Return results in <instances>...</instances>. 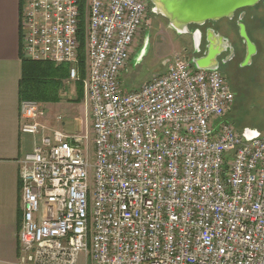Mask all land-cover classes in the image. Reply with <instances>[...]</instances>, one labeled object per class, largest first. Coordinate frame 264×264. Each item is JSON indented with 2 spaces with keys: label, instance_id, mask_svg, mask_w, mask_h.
Listing matches in <instances>:
<instances>
[{
  "label": "built area",
  "instance_id": "1",
  "mask_svg": "<svg viewBox=\"0 0 264 264\" xmlns=\"http://www.w3.org/2000/svg\"><path fill=\"white\" fill-rule=\"evenodd\" d=\"M149 12L147 0H85L90 131L53 128L43 104L22 102L38 143L20 163V264H264V135L247 141L227 120L223 73L184 52L123 90ZM81 28L80 0H26L23 58L79 81Z\"/></svg>",
  "mask_w": 264,
  "mask_h": 264
},
{
  "label": "crops",
  "instance_id": "2",
  "mask_svg": "<svg viewBox=\"0 0 264 264\" xmlns=\"http://www.w3.org/2000/svg\"><path fill=\"white\" fill-rule=\"evenodd\" d=\"M25 1L0 0V264H20L19 235L23 222L20 163L33 152L38 143V138L22 132V102L19 87L24 60L21 45V18ZM245 12L243 24L255 46L252 55L247 56V48L243 45L242 39L227 33L224 29L225 24L222 23L214 27L206 25L201 28L202 51L199 54H195V51L192 54L186 52V55L190 54L188 57L191 61L200 59L199 63L206 66H217V60L219 69L222 63H237L238 65L244 64V69L263 70L264 7L249 8ZM208 30H214L217 35L212 38V43H209L207 39ZM228 41L238 46L236 58L229 49ZM210 49L215 51V57L208 63L206 61L209 59ZM59 104L43 105L46 107ZM234 108L235 104L233 110ZM230 115L227 117L228 121H230ZM44 123H52L48 114L44 118ZM54 127L62 128L59 123ZM249 131L253 133L252 135L257 132H261V136L264 135L263 131L249 127L239 132L245 134ZM247 135L251 136L250 133ZM78 264H87L84 255L81 256Z\"/></svg>",
  "mask_w": 264,
  "mask_h": 264
},
{
  "label": "rangeland",
  "instance_id": "3",
  "mask_svg": "<svg viewBox=\"0 0 264 264\" xmlns=\"http://www.w3.org/2000/svg\"><path fill=\"white\" fill-rule=\"evenodd\" d=\"M153 9V6H152ZM197 29L192 27L191 29ZM193 29V30H194ZM148 44V49L146 47ZM185 49L187 51H185ZM193 37L179 35L170 27V22L162 15L149 12V26H146L137 40V47L127 67L121 75L122 87L125 92L139 90L153 77L163 75L176 54L194 53ZM187 53V56L190 54ZM220 71L227 79L235 94V108L230 115V122L238 131L245 127L259 129L264 132V69H244V64H221ZM86 77V75H85ZM77 82H65L61 93L62 101L56 106H46V115L53 125L58 122V116L63 117L62 128L68 133L90 131L89 112L78 99ZM84 86V84H83Z\"/></svg>",
  "mask_w": 264,
  "mask_h": 264
},
{
  "label": "water",
  "instance_id": "4",
  "mask_svg": "<svg viewBox=\"0 0 264 264\" xmlns=\"http://www.w3.org/2000/svg\"><path fill=\"white\" fill-rule=\"evenodd\" d=\"M150 2L153 6L152 12L154 14L162 15L168 19L170 27L179 35L186 34L193 37L195 54H199L201 52L203 40L201 28H204L206 25L211 23H219L223 20L233 21L238 12L259 6L262 0H150ZM245 15L246 12L239 17L237 27L239 30V36L243 41V45L247 48V56H250L254 53L255 46L248 36L246 26L243 24ZM192 27H197V29L192 30ZM216 36L217 35L214 30L207 31V39L209 43H212V38ZM227 43L230 51L234 53L232 44L229 41ZM145 48L148 49L147 43ZM208 56L209 59L206 62L210 63L214 60L215 51L211 50ZM199 60L193 59L191 61L196 70H220L217 60V66L201 65ZM247 133H250L251 136L247 135ZM247 133L243 134L247 141H251L261 136V132H257L254 135H252L253 133L250 131Z\"/></svg>",
  "mask_w": 264,
  "mask_h": 264
},
{
  "label": "trees",
  "instance_id": "5",
  "mask_svg": "<svg viewBox=\"0 0 264 264\" xmlns=\"http://www.w3.org/2000/svg\"><path fill=\"white\" fill-rule=\"evenodd\" d=\"M82 7V28L80 29L81 48L79 52V81L77 84L78 99L84 98L83 81L86 75V57L84 43L85 23L83 21L85 0H80ZM70 78L68 65L56 66L49 62L23 60V74L19 87L21 102L33 101L41 104H58L62 101L61 93L65 82Z\"/></svg>",
  "mask_w": 264,
  "mask_h": 264
},
{
  "label": "flooded vegetation",
  "instance_id": "6",
  "mask_svg": "<svg viewBox=\"0 0 264 264\" xmlns=\"http://www.w3.org/2000/svg\"><path fill=\"white\" fill-rule=\"evenodd\" d=\"M147 2H148V5H149V8H150V10H152V4H151V2H150V0H147ZM259 6H262V7H264V0H262V2H261V4L259 5ZM244 10L243 11H240V12H238L237 14H236V18L233 20V21H228V20H223V21H221V22H219V23H216V24H213V23H211V24H208L209 26H216V25H219V24H225L224 25V29L227 31V33H229V34H233L234 36H237L238 38H240V36H239V30H238V27H237V24H238V21H239V17L242 15V14H244ZM194 29V28H193ZM192 29V30H193ZM194 30H196V29H194ZM241 39V38H240ZM232 47L234 48V55L236 54V51H237V49H238V46L235 44V45H233V43H232ZM201 51H202V46H201ZM194 52V51H193ZM235 58H236V55L234 56Z\"/></svg>",
  "mask_w": 264,
  "mask_h": 264
}]
</instances>
